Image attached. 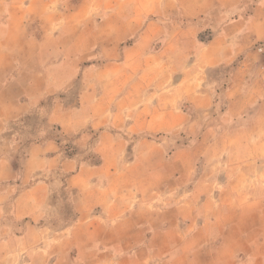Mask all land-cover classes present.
<instances>
[{
  "label": "crops",
  "instance_id": "crops-1",
  "mask_svg": "<svg viewBox=\"0 0 264 264\" xmlns=\"http://www.w3.org/2000/svg\"><path fill=\"white\" fill-rule=\"evenodd\" d=\"M239 2L79 0L60 11L47 6L61 0H0V123L37 107L44 125L81 135L79 146L88 144L82 134H97L87 145L95 160L69 156L49 137L24 146L20 169L0 154V233L9 231L0 264H264V163L197 156L215 127L200 128L202 116L184 109L209 116L214 83L203 74L251 57L264 36V0L228 17ZM193 133L189 146L181 134ZM62 188L72 191L73 217L52 225Z\"/></svg>",
  "mask_w": 264,
  "mask_h": 264
},
{
  "label": "rangeland",
  "instance_id": "rangeland-1",
  "mask_svg": "<svg viewBox=\"0 0 264 264\" xmlns=\"http://www.w3.org/2000/svg\"><path fill=\"white\" fill-rule=\"evenodd\" d=\"M61 1L62 3H60L59 6L54 4L47 7L50 9L58 8L60 11H68L75 8L79 0ZM257 1L258 0H240V2L228 12V17H238L240 14H248L251 7H253ZM42 8L43 6L40 9L38 8V12L42 15V20H44L43 18H46L48 10ZM15 19L16 20L12 21L11 27L17 30L19 22L17 18ZM26 19L29 18L27 17ZM5 20L6 13L4 10H0V35H2L3 28L6 27ZM223 20L214 22L212 26L213 29L203 31L199 36L200 41L210 39L215 33L214 30L217 29L218 24ZM38 23V17L37 20L31 19L28 21L33 31L40 27ZM99 23L100 22H98L97 28L94 27V24L90 27L104 29L114 26V20L105 24ZM19 47L20 46L13 40L12 48H17L15 49V51H17ZM246 53H242L226 66L215 68L203 74L204 77L208 76L211 85L214 83L212 86L215 97L212 107L208 110L209 116L200 113L195 114L196 112H194V110L184 105V109L188 115L194 117L196 115L202 116L200 128H204L209 123L215 127L214 133L205 136L213 145L202 148V155L197 151V156L217 158L221 161L225 160L222 163L231 161L230 166L234 165L232 162L238 160H243L245 162L253 161L254 163L257 162L258 165L259 163H264V36L260 37V41L251 42L248 50V54H251V57H248ZM13 73L14 72H12V74ZM228 88L231 89L229 93L231 97L225 98L223 93ZM77 91L78 85H72L65 97L67 104L71 105L75 103ZM54 99L55 97L53 96L46 97L42 102V106L47 107ZM36 108L29 114L18 119L0 123L2 126V133L0 134L1 155L10 156L14 166L20 169L22 160L25 156L24 146L32 141L49 137L52 139L55 138L61 142L62 149L67 155H78L80 158L95 160L96 156L92 155L90 151L91 148L87 146L94 144L97 136L95 132H86L82 134L87 139L88 144L79 146L76 142L81 135L64 136L56 130L55 126L44 125V120L38 116V109ZM229 110L230 117L226 118L225 113ZM181 135L183 138H186L184 142L190 146L195 144L200 134L193 133L191 136L189 134L185 136L183 134ZM201 135L204 136V134ZM18 140L22 142L21 144L23 147L18 148L16 144H14V142ZM182 141L183 140H181V142ZM177 143H179V141H177ZM221 166L223 170H221L220 173H223L227 170V166ZM52 177L62 178L56 173H53ZM72 195V191H67L64 188L54 192V206L56 211L55 213H51L48 218L50 224L61 225L62 222L66 220L70 221L73 217L70 202ZM9 205L11 206V201ZM22 225L23 223L14 222L12 231L16 233L20 232ZM7 232L9 231L5 230L1 232L0 235L2 233L7 235Z\"/></svg>",
  "mask_w": 264,
  "mask_h": 264
},
{
  "label": "trees",
  "instance_id": "trees-1",
  "mask_svg": "<svg viewBox=\"0 0 264 264\" xmlns=\"http://www.w3.org/2000/svg\"><path fill=\"white\" fill-rule=\"evenodd\" d=\"M56 130L58 131L59 129H58V128H56Z\"/></svg>",
  "mask_w": 264,
  "mask_h": 264
}]
</instances>
